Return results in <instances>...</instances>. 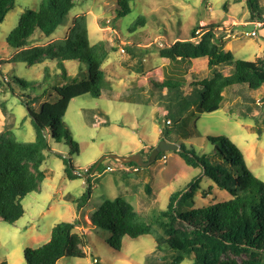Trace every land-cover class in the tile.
<instances>
[{
	"label": "rangeland",
	"instance_id": "1",
	"mask_svg": "<svg viewBox=\"0 0 264 264\" xmlns=\"http://www.w3.org/2000/svg\"><path fill=\"white\" fill-rule=\"evenodd\" d=\"M41 1L16 0L14 10L0 24V79L8 78L5 81L10 80L15 90L12 92L4 85L6 92H0V110L14 126L16 139L22 143L34 142L36 133L22 102L29 91L18 84L17 78L27 83L39 82L47 88L60 79L57 77L60 70L56 62L49 60L34 66L9 62L14 51L6 40L20 17L27 10H37ZM131 8L129 15L118 17V6L108 0H76L65 26L48 38L39 32L34 34L32 46L63 40L75 19L86 15L90 42L108 41L117 52H111L103 65L107 90L99 98L86 95L70 104L65 117L70 138L61 144L52 142V151L46 153L42 166L46 180L40 192L23 200L24 216L14 225L0 220V264H26L27 249L47 243L57 224L74 221H79L75 232L88 235L85 257H65L58 264H146L154 260L151 257L157 247L152 237L134 240L125 236L121 239V249L116 250L107 242L112 237L109 231L91 226V217L106 201L123 198L143 217L151 219L167 209L172 194L185 190L198 177L199 189L192 200L193 209L232 198L205 177L201 168L187 165L178 152H165L162 158H156L150 166L140 169L128 168L121 161L111 159L112 156L129 157L134 152L142 153L144 161H148L153 153L150 157L147 154L152 148L156 149L162 139L168 143H185L188 149L211 161L215 147L209 138L227 136L242 150L249 169L264 181V87L256 92L255 103L250 105L249 111L244 109L239 96L228 91L222 108L212 114L192 110L193 114L179 119L178 114L184 107L172 109L169 116L174 125L168 127L163 100L158 98H161V92L157 95L147 90L149 81L161 83L164 70L166 74H172L170 77L178 75L156 52L158 43L172 44L190 39L193 29L205 25L221 27L218 34L224 37V47L232 51L235 59L253 62L263 58L264 24L260 20L251 21L247 0H134ZM141 17L145 23L135 26ZM252 32L256 35H248ZM135 44L141 45L137 53H142L147 71L153 70L151 67L159 70L143 75L136 72L138 60L127 50ZM65 64L71 76L87 73L85 64L75 61ZM190 69L183 77L188 88L190 84L212 79L218 73L228 76L233 66L211 67L207 59L201 58L193 61ZM120 96L127 99L119 100ZM165 128L169 136L163 137L161 132ZM177 135L185 137V141L176 139ZM64 158L72 161L81 178H68ZM101 161L99 170L95 167L88 176L86 172ZM88 177L92 195L89 203L80 210L78 204L88 188ZM162 258V264L173 261L171 254L164 252L158 254L155 264ZM182 264H193V258L187 257Z\"/></svg>",
	"mask_w": 264,
	"mask_h": 264
},
{
	"label": "trees",
	"instance_id": "2",
	"mask_svg": "<svg viewBox=\"0 0 264 264\" xmlns=\"http://www.w3.org/2000/svg\"><path fill=\"white\" fill-rule=\"evenodd\" d=\"M108 1L118 6V17L132 12L134 0ZM75 4L76 0H42L37 10H27L20 17L6 40L14 51L9 62L34 66L49 60L56 62L60 70L57 75L60 79L47 88L42 87V83H27L17 78L18 84L29 91L22 102L31 117L36 138L30 143L19 142L11 127L0 134V220L9 225L24 216L22 202L25 197L40 192L46 180L42 166L46 153L52 151V142L61 144L70 138L65 117L72 101L86 95L99 98L107 90L103 65L117 48L106 41L90 42L86 15L75 19L65 39L45 46L31 45L35 33L48 38L65 26ZM15 6L16 0H0V24ZM247 7L251 21L260 20L264 24V0H247ZM144 23L145 19L141 17L135 26ZM218 28L213 24L205 25L193 29L190 39L169 45L158 43L160 56L169 60L178 72L175 77L166 74L162 84L151 83L152 93L158 95L161 92V98H158L163 100L169 122L165 124L167 127L174 125L169 116L172 109L184 107L178 114L179 119L193 114L192 110L212 114L222 108L228 91L236 93L242 99L244 109L249 111L250 105L255 103L256 92L264 87V57L253 62L235 59L231 51L225 50L223 37L217 35ZM127 50L131 54L135 52L130 48ZM201 58H208L211 67L233 66L232 73L228 76L218 73L212 79L192 83L190 94L184 96L186 64ZM71 61L87 65V73L69 75L65 63ZM139 63L143 66L142 58ZM4 85L15 92L10 80L6 82L3 77L0 89L6 91ZM161 135L169 136L166 128ZM175 138L186 139L178 135ZM209 141L215 147L211 161L188 149L185 143H171L180 146L178 154L187 165L201 168L205 177L231 195L230 200L193 209L192 200L199 189L198 177L185 190L172 194L167 209L154 218L143 217L130 202L116 198L106 201L91 217V226L109 231L112 237L107 242L116 250L121 249V239L125 236L134 240L152 237L157 247L151 257L154 260L146 264L157 263L156 257L164 252L171 254V264H182L187 257L193 258V264H264V181L249 169L244 153L227 136L210 137ZM155 150L152 148L148 157ZM164 155L165 152L159 153L157 160ZM63 161L69 179L81 178L70 159ZM96 166L95 163L86 174L90 176ZM125 166L141 168L136 163ZM87 183L88 188L78 204L80 210L89 203L92 195L89 177ZM78 226L79 221L57 224L47 243L26 250V264H58L65 257L84 258L88 235L76 233ZM162 260L158 264H162Z\"/></svg>",
	"mask_w": 264,
	"mask_h": 264
},
{
	"label": "crops",
	"instance_id": "3",
	"mask_svg": "<svg viewBox=\"0 0 264 264\" xmlns=\"http://www.w3.org/2000/svg\"><path fill=\"white\" fill-rule=\"evenodd\" d=\"M255 22V21H254ZM203 24V23H202ZM219 28H221L220 26H219ZM218 28V29H219ZM218 31V30H217ZM217 35L219 36V37H223V36H220L219 34H218V32H217ZM223 39H224V37H223ZM103 41V40H102ZM106 42H108V41H106ZM223 42H224V40H223ZM160 43V45L161 44H165V43H162V42H159ZM173 44V43H172ZM111 45V44H110ZM169 45V44H168ZM112 46V45H111ZM141 45L139 44H135V45H133V47L132 48H130V49H133L135 52L133 53V54H131L130 53V55H131V57L132 58H136L137 60H138V63H137V68H136V72L138 73V74H147V72L149 71L150 73L152 72V71H157V70H159V69H154L153 67H151L153 70H148L147 71V67H145V64H144V62H145V59H144V57H143V55H142V53L141 54H138L137 53V48L138 47H140ZM127 48V47H126ZM226 50V49H225ZM227 51H229V50H227ZM117 52V51H116ZM156 52L159 54V49H157L156 50ZM232 52V51H231ZM111 54V53H110ZM109 54V55H110ZM144 54H147V52H145ZM160 55V54H159ZM14 56V55H13ZM12 56V57H13ZM161 57V56H160ZM109 58V57H108ZM143 59V66H141L140 65V63H139V60L140 59ZM162 58V57H161ZM12 59V58H11ZM164 61L163 62H166L169 66H170V61L169 60H167V59H165V58H162ZM205 59H207V61H208V58H205ZM108 60V59H107ZM106 60V61H107ZM196 60H201V59H196ZM196 60H193V61H196ZM193 61H192V63H193ZM209 63V62H208ZM186 66H188V71H187V74H186V76L190 73V67H191V64H186ZM161 67V66H160ZM166 79V70H164L163 71V76L161 77V83H157V82H154V81H149L148 82V87H147V90L149 89V91H151V93H152V86H151V83L153 82V83H157V84H162L163 82H164V80ZM140 88H144V86H142V87H140ZM140 88H136V89H140ZM126 89H132V90H134V88H126ZM1 91H4V92H6L3 88L2 89H0V92ZM190 92H191V88H188V85L186 84V86L183 88V95L184 96H187L188 94H190ZM110 93H112V91H110ZM110 93H108V94H110ZM166 92H164V94H165ZM233 93V92H232ZM226 94V93H225ZM235 96H236V93H233ZM120 99L119 100H126L127 99V97H124V96H120L119 97ZM166 112V111H165ZM7 127H11V128H13L14 130H15V128H14V126H11L8 122H7V118H6V116L3 114V112L0 110V134H2L5 130H6V128ZM133 154H131V155H134V152H132Z\"/></svg>",
	"mask_w": 264,
	"mask_h": 264
},
{
	"label": "water",
	"instance_id": "4",
	"mask_svg": "<svg viewBox=\"0 0 264 264\" xmlns=\"http://www.w3.org/2000/svg\"><path fill=\"white\" fill-rule=\"evenodd\" d=\"M171 151L172 152L180 151V146L177 145V144L168 143L166 141H160L158 147L153 152V154L151 155V157L149 158L148 161H144V158H143V156L141 154H134V155H131L129 157L112 156L111 159L119 160L125 165L130 164V163H136L137 165H139L141 167H148L157 158L159 153H161V152H171ZM101 163H102V161L99 163V165ZM99 165H97L95 169H97Z\"/></svg>",
	"mask_w": 264,
	"mask_h": 264
},
{
	"label": "built area",
	"instance_id": "5",
	"mask_svg": "<svg viewBox=\"0 0 264 264\" xmlns=\"http://www.w3.org/2000/svg\"><path fill=\"white\" fill-rule=\"evenodd\" d=\"M259 26V25H258ZM199 33V31L197 32V34ZM248 35H251V36H255L256 35V32H252L251 34H248ZM5 80H8V78H5ZM169 123V122H168ZM94 262H98L96 259L94 260Z\"/></svg>",
	"mask_w": 264,
	"mask_h": 264
}]
</instances>
